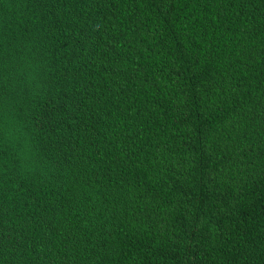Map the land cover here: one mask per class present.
Wrapping results in <instances>:
<instances>
[{"label":"trees","instance_id":"trees-1","mask_svg":"<svg viewBox=\"0 0 264 264\" xmlns=\"http://www.w3.org/2000/svg\"><path fill=\"white\" fill-rule=\"evenodd\" d=\"M0 264H264V0H0Z\"/></svg>","mask_w":264,"mask_h":264},{"label":"snow or ice","instance_id":"snow-or-ice-1","mask_svg":"<svg viewBox=\"0 0 264 264\" xmlns=\"http://www.w3.org/2000/svg\"><path fill=\"white\" fill-rule=\"evenodd\" d=\"M3 131V128H2V125H0V132H2Z\"/></svg>","mask_w":264,"mask_h":264}]
</instances>
